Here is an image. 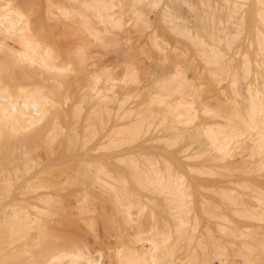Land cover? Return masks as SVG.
<instances>
[{
	"label": "bare ground",
	"instance_id": "bare-ground-1",
	"mask_svg": "<svg viewBox=\"0 0 264 264\" xmlns=\"http://www.w3.org/2000/svg\"><path fill=\"white\" fill-rule=\"evenodd\" d=\"M82 1L86 8L98 14L108 13L103 11L110 7L106 0ZM29 3L30 0H0V264H264V126L261 125L264 122V111L258 112L260 107L257 109L254 105L247 112H239L237 121H243L245 129L233 125L225 129L206 123L200 124L197 129L201 133L199 136L202 135L204 142L209 146L206 158L227 154L232 147L230 143L247 133L253 139L252 143L257 146L249 147L260 150L258 152H261L262 156L249 148L248 153L258 154L259 157L255 158L258 161L253 158L255 156L252 153H247V158H240L252 157L250 160L252 163L256 161L255 164L262 167V172L257 165L252 164V169L257 167L259 171L255 169L257 172L247 173L244 171L248 168L241 167L242 173H221V178L217 177L215 180L213 177L209 180L208 177H202L200 172L186 171L192 168L194 171L192 165L195 160L192 162L191 158L188 162L192 164L189 166L186 162L189 169L187 167L185 171H172L174 168L169 171L167 168L155 169L153 165L151 166L154 168L151 169L150 165L144 167L142 164L144 169H140V163L136 167L139 169H128V165H125L132 157L123 154L125 149L122 146L126 142L124 143V138H121L119 132H126L125 127L136 125V122L139 127V119L133 115L136 119L130 120L132 115L124 114L122 111L125 112V105L121 106L117 101L116 104L123 107V110H120V107L117 112L122 113L116 117L120 125H115L119 132L114 135H119L122 140L119 136L117 138L120 141L114 136L112 138L121 143L119 145L123 150L121 151L119 146L115 147L118 143H114L113 148L110 147L113 144H109V137L113 135V129L115 132L117 130L112 128L109 131V66L103 64L102 68L99 67L100 71L96 70L98 66L94 67L95 70L89 69L90 72L84 80L78 76L75 77L79 81L75 80L74 75L69 73L72 70L75 73L77 68L74 65L79 62L77 60L80 56L75 60L74 57L70 59L72 55H67L69 58L66 57L65 63L63 59L61 62L57 61V57L53 55L54 49L49 46L51 43L46 42L47 37L45 38L46 35L49 36L46 31L50 28L52 30L53 26L46 30L47 24L45 28L41 25L44 20L41 24L35 23L40 18H35L36 21L30 17ZM221 3L228 8L237 3L241 4L243 10L238 12L235 26L243 24L249 29L247 59H251L253 65L256 64L255 59H264V0H221ZM47 5L46 3L45 9ZM58 5L57 3L55 7H59ZM221 5L215 6L217 11ZM245 6L247 7L243 8ZM69 7L72 11L73 6ZM83 7L81 8L84 9ZM82 9L74 10L75 15H72V12L70 18L77 16L72 20L73 23L85 22L89 32H95L99 27L94 30L90 24L91 18L87 17L92 14H86ZM37 12L43 16L42 11ZM66 12L68 11L63 13ZM220 13L221 9L219 15ZM48 16L46 20L49 19ZM87 18L90 21L85 20ZM59 19H56L57 22L62 24ZM52 20L50 22L56 21ZM68 20L71 21L66 19V25L69 24L66 23ZM103 20L106 22V17ZM205 21L208 23L203 22L206 28L204 29L208 35L214 37V18L206 16ZM46 22L50 24L48 20ZM105 22L104 24H107ZM64 23L63 26H66ZM56 32L54 34H57V37L61 36L60 31ZM239 32L242 33L243 30ZM229 36L232 34L226 31L223 33V39L217 40L218 43L222 45L231 42L230 39L225 41ZM83 37L85 40L91 39L89 34V38ZM218 37L221 38V35ZM84 39L82 42H88V46L91 40ZM68 40L70 42V39ZM101 40L103 41L102 38ZM72 49L74 52L78 50ZM82 53L83 56L85 51ZM224 57L225 53L221 47L215 52H203V59ZM243 57L244 52L241 50L232 55V59ZM72 63L75 70L72 69ZM86 63L84 62L85 66ZM253 65L250 62L249 68ZM250 69L247 74L251 73ZM260 73L264 74V70ZM255 75L258 77L250 79L255 83V92L260 93L262 88L259 86L260 82H257L259 73L253 76ZM132 77L127 79V82L134 81ZM231 79L229 85L232 88L228 87L233 90ZM68 82L70 86L75 82V89L77 84L79 88L75 92L71 90L73 93L69 89L71 94H65L63 89ZM153 88V92L151 90L148 93L150 96L146 98L147 102L144 101L169 106L167 111L161 109L159 121L162 124L173 123L178 127L180 124L188 125L196 120L191 100L182 96L180 86L175 82L156 80ZM165 94L170 99L157 98ZM125 118L129 120L127 122H136L130 125L128 123V126L121 125L126 121ZM147 119L150 117L141 118L142 121ZM152 123L149 127H153ZM122 126L124 131L119 130ZM136 127L133 128L134 131ZM154 128L155 126L150 129ZM69 129H73V132ZM134 131L132 135L139 134ZM197 131L195 129V134ZM144 135L146 136L145 131L143 137ZM147 137L150 138L148 135ZM177 148L172 151L173 156L176 155L174 162L179 160L185 164L184 160L187 159L181 158L189 157L179 155ZM180 148L182 151L183 145ZM69 156L77 158H74V168L68 165ZM126 157L130 159L125 161ZM172 159L175 160L174 157ZM240 161L241 159L237 162ZM240 163V166L245 164ZM198 164L200 162L196 165ZM189 181L196 182L190 184Z\"/></svg>",
	"mask_w": 264,
	"mask_h": 264
},
{
	"label": "rangeland",
	"instance_id": "rangeland-1",
	"mask_svg": "<svg viewBox=\"0 0 264 264\" xmlns=\"http://www.w3.org/2000/svg\"><path fill=\"white\" fill-rule=\"evenodd\" d=\"M61 1L63 3V6H61L62 3L60 4ZM65 1L66 0H56L55 2L51 0H35V1L30 0V3H29L30 17L33 19L35 18L41 19V20L39 19V21L35 19L37 21L35 23H38V22L39 24L42 23L41 25L43 27L47 24L46 30H48L49 27L53 26L52 27L53 29L51 30L50 28L49 30L52 32L54 31V32L52 33L49 30H48L49 32L46 31L47 32L46 34H48L49 36L46 35L45 38L47 37V40H48V41L46 40V42L51 43L49 44V46L51 45V48L54 49L52 50L54 54L53 53L52 54L55 55V58L57 57L56 58L57 61L61 62V59H63V62L65 63V61H67L66 57L69 58L67 55L69 56L72 55L70 59H73L74 57L75 60H77L78 57L80 56L77 62L78 61L80 62L81 60L86 58L81 63L75 62L76 65H74V67L77 68L76 70L73 68V63H72V69L75 70V73L72 70V72L69 73V75L70 74L71 76L74 75L73 78L77 81H79L78 79H76L77 76L78 78L84 80L87 73L90 72V70H95L94 67L98 66L96 70L99 69L100 66L102 68L103 64H106L107 67L108 66L110 67V68L108 67V69L111 70V73H109L111 84H110V91L108 95L109 97L108 99H110L108 100L109 101L108 104H110L109 110L111 114L109 117L110 120L108 121V123L111 124V128L109 131H111L112 128H116L115 125H120L117 122L119 120H116V119L122 112L124 114H127V116L132 115L130 117V120L131 118H135V117L137 118V120L139 119L140 121L143 120V119L141 120V118L145 119V117L146 118L150 117V119H152V120L147 119V121L144 120L145 123L144 121L140 123V121L138 120L139 125L143 126L145 130H143V127L140 130L139 129L140 126L138 127L136 121L132 120L133 122L132 121L127 122L129 121L127 118H125L126 123L123 122L124 124H122L121 121L119 123H121V125H124V126H126L125 124H127L128 126V123L130 125V123L136 122V125L134 124L133 126L131 125L132 127L131 126H129L128 128L125 127L126 128L125 131L127 133L123 132L121 134V132L117 130L118 127L116 128L117 132L114 131L115 129L112 130L113 135L109 137L110 139L108 138L111 141V143H109V140H108V143L110 145L113 144L110 147L113 148L114 143H118V144H115L116 148L118 146L119 148L121 147L120 146L121 143H119L120 140L118 139L120 138V136L118 135L119 136L118 137L117 135H114L119 132V134L122 135L121 138L122 139L124 138L123 139L124 143L126 142L125 144L126 146L122 143L123 144L122 148L125 150L120 148L121 151L123 150V154L126 153L125 155L127 156L130 155V158L132 157L131 159L128 158L131 161L130 160L128 161L126 157L125 161H128V162L125 165V167L128 165L129 167L128 169H135L140 163V165L138 166L139 168L140 167L142 168L143 166L145 167V165L148 167L149 165L150 166L153 165L155 169L157 167L161 168V170L162 169L164 170V168L165 169L167 168V170L169 171L173 168L175 169L176 167V170L173 169L172 171H179L180 169L185 171L187 167L189 169V166H191L192 162H194L193 160H195V162L197 161L200 162V164H198L199 166L196 165L198 162L196 164L194 162L192 165L194 166V171L192 167H190V169L192 168L191 170H186V171H189V172L192 171L196 173L200 172L199 174L201 175L203 174L202 177L204 176H205L204 178L208 177L209 180L212 179L213 177H215V180H217L216 179L217 177L221 178L220 176L225 175V173L229 174V172H234L233 174H236L235 171L242 173L241 167L248 168V169H245V171H244V168H242V170L247 173H250L256 170L259 171L262 168V167H259L257 164H255L256 161L254 162L253 159L252 160L254 163H252V161L250 160L252 157L251 158L249 157V159H246L248 157L247 153L248 151H250L249 148L253 146L257 147L255 146V144L252 143L253 139L247 133L241 135V137L238 140H234L230 143V146L232 145V147H230V150L227 154L213 155L210 158H206L208 154L207 147L209 146H207V143L204 142V138L202 137V135L199 136L201 133L197 131L198 127L200 128V124H203V123L212 124L216 126L219 125L225 129L231 127L232 125L242 126L243 129H245V125H244L245 123L243 124V121L242 122L237 121V115L239 114V112H247L254 105H255L254 107L257 109H259L258 107H260L258 112L264 111L263 109L264 107V77L263 75L264 74L260 73L261 70L262 71L264 70L263 69L264 62L262 61L264 59H255L256 64L254 65H253V61H250L251 59H247L248 58L247 43L249 39L248 38L249 29L244 27L243 24H241L240 26L238 25L235 26V23L237 20V14L239 11L243 10L241 8L240 3H237L233 7L228 8L227 5L222 4L223 2L221 3L222 5L220 4L221 0H106L108 1L110 7L106 10H103L104 12L105 11L108 12V13L102 12L103 15L107 14L106 16H103L102 14H98L96 11L94 12L90 8L89 9L86 8L82 0H70L69 2H65ZM245 1H250V0H245ZM51 2H53L52 3L53 5L50 4ZM81 2L83 4H81ZM46 3L49 5V6L47 5V8H46L48 10L45 9ZM55 3L56 4L58 3L59 7H55L56 6ZM67 3H69L70 5H68ZM65 4L68 6L69 9H67V6ZM50 5L54 7H51ZM216 5H221V7L219 6L221 9L220 15H219L220 9H218L217 11V9L215 8ZM60 6L64 8H61ZM69 6H73L71 7L73 9L72 11ZM39 7H42V8L44 7V8L41 9ZM48 7H51V8H48ZM81 7H83L84 9H82ZM246 7L247 6L243 8H246ZM35 9H37L40 12L42 11L41 14H43V16H40V14ZM49 9H52V11H49ZM78 9L79 11L80 9H82L81 11H83L86 14L87 13L89 15L92 14L91 16L87 15V17L91 18L93 23L90 20H88V18L85 20L90 21V24L93 27V29L94 28L96 29L97 27H99L96 29L95 32L93 33L89 32L85 22L82 23V21L80 22L75 21V23H73V21L76 19L75 17L77 16L75 17L72 16L74 19L70 18L71 13L74 12V10L78 11ZM64 11H68V12L63 13ZM46 15L47 16L49 15L48 18L50 20H52L53 18L52 21L56 19L58 20L60 18L59 20L62 22V24L60 22L58 23L57 20L54 21L53 23V22H50L49 19H47L50 22V24L48 25V23L46 22L47 21ZM72 15H75V12ZM51 16H55L57 18L51 17ZM206 16L207 17L210 16V18L211 17L214 18V28L216 32V35H214V37L208 35L205 30L206 29L205 26H203V24L206 22L205 21ZM64 17H67V18H64ZM105 17H106V22L103 20V18ZM64 19L65 20L70 19L71 21L72 20L73 21L72 23H70L71 21L68 20L66 23H69L71 25L67 24L68 25L67 26L64 23L65 22ZM42 20H44V22ZM103 21L107 24H104ZM63 23L66 26H63ZM207 23L208 21L205 24ZM55 24L56 26L59 24L60 25L57 26L56 28ZM103 24L105 27V28L103 27L104 30L102 29ZM41 25L39 26V28L41 27ZM61 25L63 26V28ZM64 27H68V28L66 29ZM35 28L38 29L36 26ZM238 28L239 30L242 29L243 32L240 33L241 31L239 32V30H237ZM63 29L66 30V33H64L65 30ZM82 30L84 31V33H82L83 32ZM56 31H58V33L60 31L61 36H58L59 38L57 37V34H54V33H57ZM226 31L227 32L230 31V34H232V36H229V38L226 39L225 41L230 39L231 42H227V44L220 45V43H218L219 41L217 40L223 39V33H225ZM63 34L64 35L68 34L69 36L68 35L63 36ZM70 34H73L71 36L72 37L75 36V37L72 38ZM88 34H89V37H91V39L87 37ZM103 34H105L108 38H106V36ZM50 35L52 37H50ZM219 35H221V38L218 37ZM83 36L89 39L85 40ZM55 37L57 38L54 39ZM67 38L70 39V42ZM71 38H72V41H71ZM101 38L103 39V41L105 40L106 41L103 42ZM83 39L84 41L91 40L89 41L90 44H88L87 46L86 43L88 42L86 43L82 42ZM54 42L56 43L54 44ZM72 44L75 46H72ZM72 47L78 50L74 52L73 50L74 48L72 49ZM82 47H84V49H81ZM220 47L225 53L224 58L222 59H203V52L205 50L206 51L214 50L215 52ZM69 48H71L73 51H71V49L69 50ZM239 50L244 52L243 59H232V55H234V53ZM84 51L85 53L82 56L83 54L82 52ZM79 52L81 55L79 54ZM88 53L91 56H89ZM85 54H88V55H85ZM55 58L53 57V59ZM86 61L88 63L92 62L91 65L86 63ZM84 62L86 63V66ZM250 62L252 63L253 66H256L255 69H253L254 68L253 66H251L252 68L250 67L251 69L249 68ZM91 66L94 69L89 68ZM249 69L251 73L248 72L249 74L248 76L247 71ZM258 73H259V79H258L259 81L257 82H260L259 86L262 88L261 89L262 92L260 93L255 92V89H254L255 83L251 81L250 79V77L252 78V80L254 77L256 76L258 77V75L253 76L254 74H258ZM79 74L80 76L81 75L83 76L80 77ZM130 76L131 77L133 76L132 78L134 81L127 82L128 81L127 79L131 78ZM231 77L233 79H231ZM73 78L71 77L72 81H74ZM230 79L233 80V84H234L233 90L230 89L231 87V85H229ZM69 80H70V76H69ZM156 80L173 81L177 85H179L182 96L186 99L191 100L192 102L191 106H192L193 112L196 114L195 115V118L197 117L196 120L194 119L193 122H190L191 124L188 123V125L180 124V126L178 127L174 126L173 123L166 122L165 124H162L159 121V115L162 112L161 109L169 108V106L167 105L168 107L167 106L165 107L164 106L165 104L158 103V102L153 103V104L149 102L145 103V101L147 102L146 98L150 96V94L148 93H150L151 90L152 92L154 90L153 84L155 83ZM70 82L66 84L67 85L66 88H65V85L63 87L68 90V91H65V89H63V91L66 92L65 94H71L69 92V89L70 91L73 90V92H75L77 88H79L77 87L79 86L77 84L76 89H75V86H74L75 82L73 83V85L70 86L69 84ZM79 83H82V82H79ZM147 86L149 87L147 88ZM157 98L158 99H170L169 96L166 94L163 96H158ZM141 99H143V101ZM117 101H118V104H120L121 106L125 105L124 106L126 107L125 112L122 111L119 114H117V112H119L118 111L119 108L121 107L118 104H116ZM136 101H139L140 103L139 102L136 103ZM117 105H118V109H117ZM114 107L116 108V112H115ZM120 110H123V107H121ZM128 110L130 111V113ZM167 110L168 109H166V111ZM115 113L117 114V116ZM153 114L157 115L155 116L156 118L154 117ZM153 119L159 121V123L155 120H154L155 123L154 122L152 123L151 121H153ZM148 120H150L149 122L152 123V125L154 124L153 127L155 126L154 128L155 132L154 130H151L153 128L152 126L149 127L150 123L148 122ZM113 123H116V124H113ZM193 123L196 125L195 126L192 125ZM262 123L263 124L261 123L260 124L264 126V122ZM191 125L194 126V128ZM124 126H122L119 130L124 131ZM135 126H137L135 128L136 131L133 130ZM131 129L135 133L139 132V134L140 133L142 134L139 135L137 133L135 134L136 136L132 135L134 133L131 131ZM149 129L151 131H149ZM195 129L197 131L196 134H195ZM142 130L145 131L146 133V136L144 135L145 137H143ZM70 131L73 132V129H71ZM124 133H125V136L127 135L126 138L125 136H123ZM176 133H179V134H176ZM110 134L111 133H109V135ZM147 135L150 136V138L147 137ZM113 136L119 141L117 142L115 138L113 139L112 138ZM137 136H139V138H136ZM242 136H244V138ZM111 139H113V141ZM125 139H127V141H125ZM143 139L144 140L147 139L146 140L147 142L145 141L146 142L145 143ZM115 140L116 142H114ZM239 140L241 141V143ZM177 145L179 146L178 148H177ZM182 145H183V148H182L183 150L181 151L180 146L182 147ZM127 148L129 150H127ZM173 148L179 149L177 151L179 152V155L180 154L182 155V157L184 156L189 157V158H181V159H187V161L184 160L185 164L184 163L182 164L179 160L177 161L178 163L174 162L176 161V155L173 156L174 155V152H172L174 150ZM250 149L251 150L254 149L255 152L257 151L256 148H253V149L250 148ZM258 151L256 153L261 154V152H258ZM249 153H252V152H249ZM256 153L255 155L252 153V155L255 156L253 157L254 159L259 157L258 154ZM176 154L178 153L176 152ZM241 156L242 157L247 156V157L246 158L244 157L245 158L244 159V158H240ZM173 157L175 160L172 159ZM74 158L76 157L70 158L69 156L68 161H67L69 163L68 165L71 166V168H74L75 167L74 164H76L75 160L77 158L76 159ZM179 158L180 157L178 156V159ZM190 158L192 159V162H188V161H191ZM70 159H73V160H70ZM240 159H241L240 162L241 163L244 162L245 164L244 163L241 164L240 162L239 163L241 165L244 164L247 167L244 165L243 166L239 165L237 161H239ZM181 161L183 162V160ZM142 162H145L146 164L145 163L143 164ZM186 162L189 163L188 164L189 166H187ZM172 163H173V166H172ZM179 163H181L182 165ZM252 164H254V166L257 165L259 167V170L257 169V167L255 168L256 170L252 169L253 168L251 167ZM184 165H186V167ZM65 167H68V166H65ZM139 168H136V169H139ZM150 168L153 169L152 166ZM199 168L203 170L201 171ZM145 169H147V167ZM196 169H198L199 171L197 172ZM249 169H252V170H249ZM221 173L223 174L221 175ZM189 182L191 184L192 182H196V181H189Z\"/></svg>",
	"mask_w": 264,
	"mask_h": 264
}]
</instances>
